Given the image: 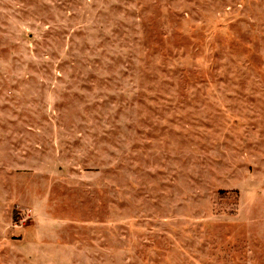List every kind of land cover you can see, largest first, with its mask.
<instances>
[{"label":"rangeland","instance_id":"obj_1","mask_svg":"<svg viewBox=\"0 0 264 264\" xmlns=\"http://www.w3.org/2000/svg\"><path fill=\"white\" fill-rule=\"evenodd\" d=\"M0 264H264V0H0Z\"/></svg>","mask_w":264,"mask_h":264}]
</instances>
